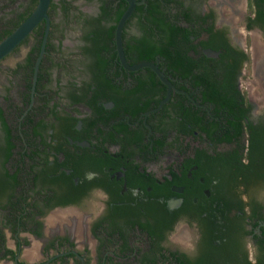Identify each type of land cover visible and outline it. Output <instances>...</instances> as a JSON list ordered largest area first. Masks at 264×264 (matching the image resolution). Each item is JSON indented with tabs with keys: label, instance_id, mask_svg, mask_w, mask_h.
Wrapping results in <instances>:
<instances>
[{
	"label": "flooded vegetation",
	"instance_id": "obj_1",
	"mask_svg": "<svg viewBox=\"0 0 264 264\" xmlns=\"http://www.w3.org/2000/svg\"><path fill=\"white\" fill-rule=\"evenodd\" d=\"M81 1L0 58V264H264V0L136 3L126 64L171 85Z\"/></svg>",
	"mask_w": 264,
	"mask_h": 264
},
{
	"label": "water",
	"instance_id": "obj_2",
	"mask_svg": "<svg viewBox=\"0 0 264 264\" xmlns=\"http://www.w3.org/2000/svg\"><path fill=\"white\" fill-rule=\"evenodd\" d=\"M51 0H37L36 5L32 9V11L23 19L10 33H8L1 41H0V58H2L5 54L10 52L42 19L45 20V36L47 34V30L49 28V14H48V7ZM127 7L121 14L120 18L117 21L116 29H115V39H116V47H117V54L122 61V63L130 68H137L143 65H149L153 67L157 73V75L169 85L170 82L164 76L163 72L152 62L150 61H141L135 65H127L122 49L121 43V31L124 21L132 12L136 3L140 2L141 0H126ZM44 36V41H45ZM44 44V42H43ZM206 53L212 54L213 52L209 49L205 50ZM170 88L168 89L167 96L169 95Z\"/></svg>",
	"mask_w": 264,
	"mask_h": 264
},
{
	"label": "trees",
	"instance_id": "obj_3",
	"mask_svg": "<svg viewBox=\"0 0 264 264\" xmlns=\"http://www.w3.org/2000/svg\"><path fill=\"white\" fill-rule=\"evenodd\" d=\"M33 3H35L36 0H31ZM145 52V51H144ZM163 53L165 56H167V53L170 55V51H168V47L167 48H163ZM174 58V57H173ZM260 155L264 154V147H261V150H259ZM2 181V180H1ZM3 182V181H2ZM1 182V183H2ZM4 184V182H3Z\"/></svg>",
	"mask_w": 264,
	"mask_h": 264
},
{
	"label": "rangeland",
	"instance_id": "obj_4",
	"mask_svg": "<svg viewBox=\"0 0 264 264\" xmlns=\"http://www.w3.org/2000/svg\"><path fill=\"white\" fill-rule=\"evenodd\" d=\"M11 1L12 0H8L7 2L8 3H11ZM79 1H81V0H79ZM91 1V0H90ZM7 2H6V0H0V8L2 7V6H5V5H7ZM82 2V1H81ZM82 4V3H81ZM89 5H93V3H92V1L89 3ZM85 8V7H84ZM23 9V8H22ZM5 10H7V9H4V11Z\"/></svg>",
	"mask_w": 264,
	"mask_h": 264
}]
</instances>
